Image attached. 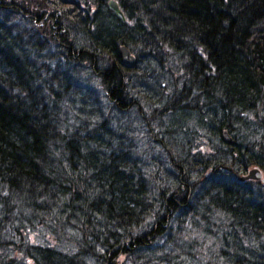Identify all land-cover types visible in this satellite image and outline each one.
Wrapping results in <instances>:
<instances>
[{
	"label": "trees",
	"instance_id": "obj_1",
	"mask_svg": "<svg viewBox=\"0 0 264 264\" xmlns=\"http://www.w3.org/2000/svg\"><path fill=\"white\" fill-rule=\"evenodd\" d=\"M116 1L0 0V264H264V0Z\"/></svg>",
	"mask_w": 264,
	"mask_h": 264
},
{
	"label": "water",
	"instance_id": "obj_2",
	"mask_svg": "<svg viewBox=\"0 0 264 264\" xmlns=\"http://www.w3.org/2000/svg\"><path fill=\"white\" fill-rule=\"evenodd\" d=\"M107 6H108L109 9H111L115 13V15L120 20H122V21L125 20V16H124L122 10L120 9V7H119V5H118V3H117L116 0H108ZM119 54H120L121 58L124 61L131 62L134 59V57L131 54L130 50L125 45H121L119 47ZM222 136H223V139L227 143H231L233 141V139L227 133V131H223ZM239 180L240 181H246V180H261L262 182H264L263 173L257 167H253V168L248 169L245 173H243L242 175L239 176Z\"/></svg>",
	"mask_w": 264,
	"mask_h": 264
},
{
	"label": "rangeland",
	"instance_id": "obj_3",
	"mask_svg": "<svg viewBox=\"0 0 264 264\" xmlns=\"http://www.w3.org/2000/svg\"><path fill=\"white\" fill-rule=\"evenodd\" d=\"M84 82L79 83V85L77 87L78 88V91H79L78 92V95L82 96L84 93L86 94L87 92H89V91H87L88 89L90 90V92H93L94 91V94H95L94 96H97L98 94L99 95L101 94V92L97 90V88H96L97 86H96L95 82L94 83L92 81H84ZM159 82H161L159 79H157L156 81H153L152 79H149L146 83L143 84V86L148 87V88L149 87L150 88L151 87L154 88L156 86L154 84H158ZM81 88H84L86 90H83ZM91 94H93V93H91ZM102 102L105 103L103 99H102ZM69 104L71 105V103H69ZM119 264H132V263H131V260L128 259V257L120 256V258H119Z\"/></svg>",
	"mask_w": 264,
	"mask_h": 264
},
{
	"label": "bare ground",
	"instance_id": "obj_4",
	"mask_svg": "<svg viewBox=\"0 0 264 264\" xmlns=\"http://www.w3.org/2000/svg\"><path fill=\"white\" fill-rule=\"evenodd\" d=\"M153 83H154V82H153ZM154 85H155V84H154ZM165 86H166V85H165ZM166 87H167V86H166ZM147 91H148V90H147ZM156 92H158V91H156ZM70 93H71V92H70ZM68 94H69V93H68ZM154 94H155V93H154ZM71 95H72V94H71ZM69 100H70V99H69ZM70 101H71V100H70ZM70 101H69V102H70ZM141 102H142V100H141ZM143 103H144V102H143ZM147 103H148V102H147ZM147 103H146V104H147ZM147 105H148V104H147ZM148 106H149V105H148ZM152 106H153V105H152ZM144 107H145V106H144ZM145 108H146V107H145ZM150 108H151V107H150ZM146 109H147V108H146ZM146 111H147V110H146ZM227 145H228V144H227Z\"/></svg>",
	"mask_w": 264,
	"mask_h": 264
}]
</instances>
